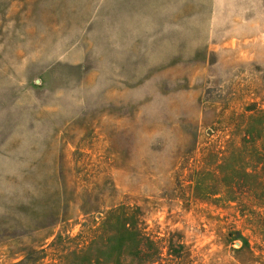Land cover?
Returning <instances> with one entry per match:
<instances>
[{
  "label": "rangeland",
  "instance_id": "374dc122",
  "mask_svg": "<svg viewBox=\"0 0 264 264\" xmlns=\"http://www.w3.org/2000/svg\"><path fill=\"white\" fill-rule=\"evenodd\" d=\"M0 264H264V0H0Z\"/></svg>",
  "mask_w": 264,
  "mask_h": 264
},
{
  "label": "trees",
  "instance_id": "16d2710c",
  "mask_svg": "<svg viewBox=\"0 0 264 264\" xmlns=\"http://www.w3.org/2000/svg\"><path fill=\"white\" fill-rule=\"evenodd\" d=\"M235 238L244 240L246 248L250 249V245L247 243V241L242 237V235L240 233H237Z\"/></svg>",
  "mask_w": 264,
  "mask_h": 264
}]
</instances>
